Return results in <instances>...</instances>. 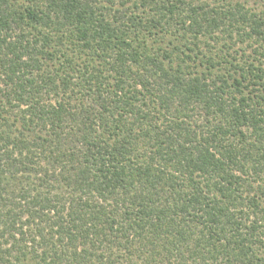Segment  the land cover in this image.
I'll list each match as a JSON object with an SVG mask.
<instances>
[{
  "label": "trees",
  "instance_id": "trees-1",
  "mask_svg": "<svg viewBox=\"0 0 264 264\" xmlns=\"http://www.w3.org/2000/svg\"><path fill=\"white\" fill-rule=\"evenodd\" d=\"M25 1L0 0V264H264V14Z\"/></svg>",
  "mask_w": 264,
  "mask_h": 264
},
{
  "label": "rangeland",
  "instance_id": "rangeland-1",
  "mask_svg": "<svg viewBox=\"0 0 264 264\" xmlns=\"http://www.w3.org/2000/svg\"><path fill=\"white\" fill-rule=\"evenodd\" d=\"M201 1H204V2L209 3L211 5L217 4L218 2H221L220 4H224V3H228V1H233V2L239 1L242 4H245L248 9H250V10H252L258 14H264V0H224V1L223 0H200L199 3ZM21 2L25 3L26 1L21 0ZM129 6H132L131 2L129 3ZM245 46H247V45H245ZM254 46H256V45H254ZM252 50L253 49H250L249 52L251 53Z\"/></svg>",
  "mask_w": 264,
  "mask_h": 264
}]
</instances>
